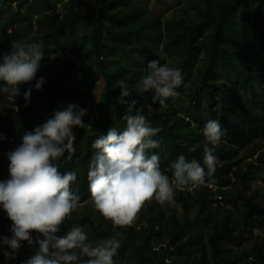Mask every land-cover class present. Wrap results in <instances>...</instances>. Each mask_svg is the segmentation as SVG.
Here are the masks:
<instances>
[{"label":"trees","instance_id":"16d2710c","mask_svg":"<svg viewBox=\"0 0 264 264\" xmlns=\"http://www.w3.org/2000/svg\"><path fill=\"white\" fill-rule=\"evenodd\" d=\"M57 7L64 11L60 17L53 16ZM7 13L10 18L2 20ZM75 35L79 61L73 60V48L63 44ZM14 40L42 42L41 62L52 61L44 73L38 71L37 79L46 82L42 90L33 87L27 107L23 94L35 81L21 86L16 97L0 93V129L17 147L54 110L70 103L86 109L82 119L88 126L73 128L72 159L65 152L53 161L61 173H77L71 189L80 195L81 205L90 202L92 142L111 127H125L118 80H125L132 92L124 99L136 100L151 126L161 129L153 137L159 147L151 151L169 177L170 164L180 155L203 163V126L209 119L222 125L213 177L204 186L175 192L180 216L175 204L146 202L143 209L153 205L155 210L146 218L139 214L131 227L117 229L123 235L115 264H264V193L253 189L256 180L264 182V172L241 157L243 150L264 143V0H0V50L10 51ZM153 59L183 73L179 98L170 97L163 105L152 102V92L136 93ZM14 149L0 140V180L9 176L7 153ZM263 157L264 152L258 161ZM10 227L0 209V236H9ZM72 227H83L93 243L113 234L112 222L95 210L74 211L57 236ZM253 237L259 241L249 244ZM36 250L38 245L24 242L15 260L6 261L0 252V264H22Z\"/></svg>","mask_w":264,"mask_h":264},{"label":"clouds","instance_id":"9594fccd","mask_svg":"<svg viewBox=\"0 0 264 264\" xmlns=\"http://www.w3.org/2000/svg\"><path fill=\"white\" fill-rule=\"evenodd\" d=\"M42 47V42L14 40L10 51L0 50V93L16 97L21 86L35 81L23 94L25 107L33 87L42 90L46 82L44 77L37 79L44 58ZM144 72L137 84L138 95L152 92V102L161 105L170 97L179 98L181 69L153 59ZM117 84L119 103L126 105L124 130L111 127L92 142L94 152L87 171L89 199L94 210L112 222V236L93 243L83 227H72L64 236H57L61 225L82 206L80 195L71 189L77 173H61L53 163L65 152L72 159L76 152L73 128L88 126L82 119L87 110L70 103L26 132L17 147L15 139L0 129V140L15 148L7 153L9 176L0 180V209L11 221L10 235L0 236V252L6 261L17 259L27 242L30 247L38 245V250L22 264H115L113 257L123 235L117 229L131 227L146 202L154 199L162 207L174 204L176 191L204 186L206 178L213 177L218 164L214 152L224 135L219 120L209 119L203 126V163L180 155L170 164L169 177L160 170L159 155L151 151L159 147L153 137L161 129L151 126L136 100L124 99L132 93L126 81Z\"/></svg>","mask_w":264,"mask_h":264},{"label":"rangeland","instance_id":"374dc122","mask_svg":"<svg viewBox=\"0 0 264 264\" xmlns=\"http://www.w3.org/2000/svg\"><path fill=\"white\" fill-rule=\"evenodd\" d=\"M136 1H140V2H142V1H144V0H136ZM152 6H154V4H151V6L150 7H152ZM90 7L91 8H94L95 6L94 5H92V4H90ZM154 9L156 10L157 9V6H155L154 7ZM63 8H61V7H57V9L55 10V13H54V15L53 16H56V17H60L62 14H63ZM173 11H168L167 12V15L166 16H170L171 15V13H172ZM10 18V14L9 13H7V14H5L4 15V17H3V19L2 20H8ZM35 20H36V18H35V16H32L31 17V21L33 22V24H32V26H36L35 25ZM64 45H67V46H70L71 48H73V52H72V54H73V60L74 61H79L80 59H79V57L76 55V51L74 50L75 49V47L77 46V44H78V35H75V36H73L70 40H69V42H67V43H63ZM87 53L84 51L83 53H82V57H84L85 55H86ZM66 65H68V63L67 62H65V63H63V66H66ZM45 71H43V73H44ZM75 78L76 79H78V77L77 76H75ZM103 86H104V81H103V79L101 78L100 79V81H99V85H98V91H97V93H96V96H97V98H96V102H97V105L96 106H94V107H92V111H94L95 113H99V101H98V99H99V94H100V92L103 90ZM264 152V143H255V144H253L251 147H249V148H247V149H245V150H243L242 151V153H241V157L243 158V159H246V161H255L256 162V164L258 165V166H260V169H261V171L263 170V172H264V157H263V161L261 162V161H258L259 159V156L262 154ZM253 189H255V190H260L261 192H263L264 193V182L262 181V180H260V179H258V180H256L255 182H254V184H253ZM174 199H175V197H174ZM152 202H154V201H151V203ZM175 210H176V213L180 216V215H182V213H183V210H182V208H181V205L178 203V202H176V199H175ZM153 210H155L154 209V206L152 205V207L151 208H148V207H145L144 209H142L141 211H140V215L143 217V218H146ZM77 212H93L94 211V208H93V205H92V203H91V201L90 202H88L87 204H82V206L81 207H79L77 210H76ZM224 213V212H223ZM222 213V214H223ZM236 216H238V214H236V213H234V217H236ZM258 234V232H256V233H254V236L255 235H257ZM256 237H258V235L256 236ZM256 237H253L252 238V240H250L249 241V244H252V243H254L255 241H259V239L258 238H256ZM162 243V240H159L158 241V244H161Z\"/></svg>","mask_w":264,"mask_h":264},{"label":"built area","instance_id":"2783aa9c","mask_svg":"<svg viewBox=\"0 0 264 264\" xmlns=\"http://www.w3.org/2000/svg\"><path fill=\"white\" fill-rule=\"evenodd\" d=\"M51 59H52V57L47 59V60L40 62L41 66H40L39 70H42V72L45 71L51 65V61H52Z\"/></svg>","mask_w":264,"mask_h":264}]
</instances>
